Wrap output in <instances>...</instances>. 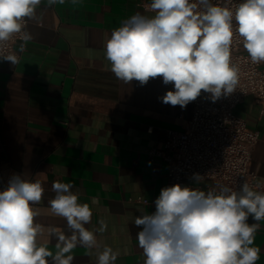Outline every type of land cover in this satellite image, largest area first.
<instances>
[{
    "label": "crops",
    "instance_id": "1",
    "mask_svg": "<svg viewBox=\"0 0 264 264\" xmlns=\"http://www.w3.org/2000/svg\"><path fill=\"white\" fill-rule=\"evenodd\" d=\"M150 3L65 0L48 6L42 0L35 18L27 19L26 30L33 38L26 50H19L22 41L14 45L19 62L0 58V180L7 187L20 174L42 184L43 198L33 205L39 212L36 222L44 229L37 239L53 251L56 239L49 227L70 232L66 220L51 213L52 183L73 184L78 202L92 209L85 227L95 233L97 247L89 251L78 245L72 264H97L105 246L120 253L115 264H143L137 242L142 226L133 221L151 214V208L134 200L155 198L167 179L165 163L151 162L146 150L161 149L167 131L184 130L191 117L190 103L181 108L162 102L171 85L161 77L143 86L135 80L126 84L105 58L112 31L136 13L151 17ZM259 110L254 97L246 96L234 112L258 133L247 171L255 175V191L264 193V115ZM189 184L204 191L211 185ZM100 220L107 223L102 233L97 231ZM248 222L255 221L250 217ZM259 224L256 264H264V221Z\"/></svg>",
    "mask_w": 264,
    "mask_h": 264
},
{
    "label": "clouds",
    "instance_id": "2",
    "mask_svg": "<svg viewBox=\"0 0 264 264\" xmlns=\"http://www.w3.org/2000/svg\"><path fill=\"white\" fill-rule=\"evenodd\" d=\"M65 0H47V5ZM42 0H0V58L19 62L14 53L5 55L3 45L19 35L20 52L33 38L27 19L35 18ZM151 17L136 13L114 29L105 44V58L115 77L126 84L142 86L161 77L172 84L160 99L164 104L185 108L202 92L212 102L236 91L239 67L232 62L234 40L246 50L252 64L264 63V0H241L234 6L211 0H151ZM193 180L202 176L194 173ZM73 184L52 183L51 213L66 220L70 234L49 227L56 239L55 251L38 244L44 231L36 222L44 187L14 174L0 190V264H72L79 245L97 247L93 231L85 227L92 219L88 203H80ZM93 204L97 201L93 199ZM254 223H249V218ZM264 221V193L248 183L239 191L220 186L204 191L175 184L164 187L155 200V212L136 216L142 226L137 234L143 264H256L261 248L255 235ZM98 232L107 230L99 221ZM120 253L105 246L97 264H115Z\"/></svg>",
    "mask_w": 264,
    "mask_h": 264
},
{
    "label": "built area",
    "instance_id": "3",
    "mask_svg": "<svg viewBox=\"0 0 264 264\" xmlns=\"http://www.w3.org/2000/svg\"><path fill=\"white\" fill-rule=\"evenodd\" d=\"M213 4L234 6L239 0H211ZM146 8L145 4H141ZM27 25V24H26ZM21 41L19 35L3 45L5 55L14 53V45ZM15 54V53H14ZM232 62L239 67V84L235 92L222 96L212 102L210 94L202 92L195 101H191L192 113L184 130H168L163 147L146 150L151 161H162L166 165L167 179L164 187L180 184L191 187L189 181L194 173L202 176L200 180L211 183L209 190L219 191L226 186L239 191L245 182L255 190V175L247 171L251 153L258 141V133L247 127L246 121L235 114L237 105L246 96H253L264 115V68L261 64H252L246 50L238 40H234ZM171 90H174L173 85ZM5 187L0 180V190ZM207 192V191H206ZM160 195V194H159ZM138 197L136 202L151 208L155 212V200Z\"/></svg>",
    "mask_w": 264,
    "mask_h": 264
}]
</instances>
